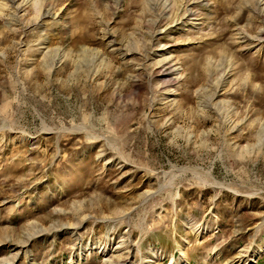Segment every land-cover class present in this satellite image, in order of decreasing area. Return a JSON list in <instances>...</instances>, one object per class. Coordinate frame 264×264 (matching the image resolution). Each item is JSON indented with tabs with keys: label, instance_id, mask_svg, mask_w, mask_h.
<instances>
[{
	"label": "rangeland",
	"instance_id": "374dc122",
	"mask_svg": "<svg viewBox=\"0 0 264 264\" xmlns=\"http://www.w3.org/2000/svg\"><path fill=\"white\" fill-rule=\"evenodd\" d=\"M0 264H264V0H0Z\"/></svg>",
	"mask_w": 264,
	"mask_h": 264
},
{
	"label": "bare ground",
	"instance_id": "6f19581e",
	"mask_svg": "<svg viewBox=\"0 0 264 264\" xmlns=\"http://www.w3.org/2000/svg\"><path fill=\"white\" fill-rule=\"evenodd\" d=\"M33 1V4L35 5V6H38V4H39V0H32ZM40 7V6H39Z\"/></svg>",
	"mask_w": 264,
	"mask_h": 264
}]
</instances>
